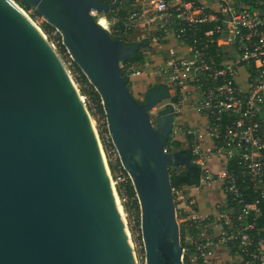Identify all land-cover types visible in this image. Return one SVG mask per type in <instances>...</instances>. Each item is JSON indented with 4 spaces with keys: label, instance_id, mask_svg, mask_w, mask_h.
Here are the masks:
<instances>
[{
    "label": "water",
    "instance_id": "1",
    "mask_svg": "<svg viewBox=\"0 0 264 264\" xmlns=\"http://www.w3.org/2000/svg\"><path fill=\"white\" fill-rule=\"evenodd\" d=\"M22 2L55 28L101 98L138 199L145 264H182L168 169L199 170L190 147L163 149L171 106L156 126L150 121L148 111L170 96L168 87L158 84L138 100L127 86L120 62L136 59L139 43L113 38L92 15L120 0ZM62 63L23 13L0 0V264H135L99 135Z\"/></svg>",
    "mask_w": 264,
    "mask_h": 264
},
{
    "label": "built area",
    "instance_id": "2",
    "mask_svg": "<svg viewBox=\"0 0 264 264\" xmlns=\"http://www.w3.org/2000/svg\"><path fill=\"white\" fill-rule=\"evenodd\" d=\"M92 15L110 20L113 38L139 43L138 57L120 62L127 86L168 87L150 121L171 106L163 149L190 147L199 170L198 184H172L186 166L168 169L182 264H264V0H120ZM188 112L194 124L181 121ZM215 186L222 199L202 210L198 194Z\"/></svg>",
    "mask_w": 264,
    "mask_h": 264
},
{
    "label": "trees",
    "instance_id": "3",
    "mask_svg": "<svg viewBox=\"0 0 264 264\" xmlns=\"http://www.w3.org/2000/svg\"><path fill=\"white\" fill-rule=\"evenodd\" d=\"M21 6H23L25 9H30L29 6L25 5L22 0H16ZM34 14L39 17L37 12L34 10ZM111 15V14H110ZM120 24V23H118ZM40 27L43 30V32L48 36V38L52 41H54L56 45V50L58 53H60L65 60L68 62V68L73 76L74 81L77 83L79 90L81 94L85 95L86 97L90 98L93 102V105L95 107V113L92 112L94 118L96 113L98 114V118H103V122L100 124H97V129L99 132V136L101 139V143L103 146V149L105 151V154L107 156L108 166L110 168V172L113 176V178H116L118 174H116L117 171H121L125 179L121 182V184L117 185V191L120 197H127L131 200V206L134 207L137 211L139 208L138 199L134 190V187L132 185V182L125 171V169L122 167L120 160L118 157L114 156V159L110 157L108 153V148L110 149V146H112L110 137L108 136V130L106 125V117L105 113L102 107L101 98L97 91L94 89L93 85L88 81L84 73L81 71V69L77 66V64L71 59L70 55L68 54L65 46L62 44L61 37L58 34V32H55V28L48 24L45 21H42L40 23ZM55 32V33H54ZM140 56V53H139ZM98 120V119H97ZM193 174V175H191ZM191 174L185 173L181 177H174L171 176V182L172 184L177 183L179 181H189L193 178V176H196V172H193ZM123 188V189H122ZM124 207L127 209V204L124 202Z\"/></svg>",
    "mask_w": 264,
    "mask_h": 264
},
{
    "label": "rangeland",
    "instance_id": "4",
    "mask_svg": "<svg viewBox=\"0 0 264 264\" xmlns=\"http://www.w3.org/2000/svg\"><path fill=\"white\" fill-rule=\"evenodd\" d=\"M28 13H29V11H28ZM29 15L35 21H37L38 25L40 26L42 19L41 18H39V19L34 18L30 13H29ZM46 37H47L48 41L53 44L52 40H50L47 35H46ZM53 47L56 50L55 43H54ZM56 52H57L58 56L60 57L61 61L63 62L64 66L66 67V69L68 70L69 74L71 75V77L73 79V76H72V74L68 68L69 67L68 62L65 60V58L60 53H58L57 50H56ZM75 84L78 87L76 82H75ZM152 86L153 85L148 84L145 79H138V80H135V82L130 83L129 88H130L132 94L134 95V97H136L138 100H143V97H144L143 94ZM78 90H79V87H78ZM79 92H80V90H79ZM80 94H81V92H80ZM81 95L83 96V102L86 106V109H87L89 115H90V119H91L90 121L92 123V126H93L94 130L97 131V132L95 131L96 134L98 133V135H99V132L97 129V124L98 123L101 124L103 122V118L99 119L98 118L99 116L97 113H96L95 118H94L92 112L95 113L96 111H95V107L93 105V102L91 101L90 98L86 97L85 95H83V94H81ZM181 121L185 122V121H188V119L184 118ZM98 140L101 143L100 136H99ZM101 146H102V143H101ZM177 147L182 149V148H186L187 146H177ZM108 150H109V148H108ZM102 151L104 153V157H105L107 165H108L107 156L105 154L103 146H102ZM108 153H109L110 157L114 159V155L110 151H108ZM109 171H110V168H109ZM116 174H118V176L116 178H113V176L110 172L112 183L115 186V189L117 191V185L121 184V182L125 179V177L123 176L121 171H117ZM117 194H118V191H117ZM118 197H119L120 205H121L122 210H123V214H124L123 217H124V220L126 222V225H127V228H128L129 234H130V238L132 241V245H133V249H134V255L136 258V263L137 264H145L144 247H143V242H142V237H141V229H140V207L138 208V211H137L134 207L131 206V200L129 198H127V197L122 198V197H120L119 194H118ZM124 202H126V204H127V209L124 207Z\"/></svg>",
    "mask_w": 264,
    "mask_h": 264
},
{
    "label": "bare ground",
    "instance_id": "5",
    "mask_svg": "<svg viewBox=\"0 0 264 264\" xmlns=\"http://www.w3.org/2000/svg\"><path fill=\"white\" fill-rule=\"evenodd\" d=\"M10 3H12L15 7H17L22 13H23V15L32 23V25L40 32V34L43 36V38H46L47 39V37H46V35H45V33L43 32V30L41 29V27L38 25V23H37V21H35L30 15H29V13H28V11H26L21 5H19L15 0H8ZM97 22L103 27V28H105V29H107L108 27H109V22H110V20L108 19V18H106V17H99L98 19H97ZM47 41H48V39H47ZM49 42V41H48ZM50 43V42H49ZM51 45V44H50ZM52 46V45H51ZM53 48V47H52ZM63 64V63H62ZM64 66V65H63ZM64 68L66 69V67L64 66ZM66 72L69 74V72H68V70L66 69ZM70 75V74H69ZM71 76V75H70ZM76 86V84H75V82H74V87ZM79 94V93H78ZM79 97H80V100H81V102H83V96L81 95V94H79ZM89 120H91L90 118H89ZM90 124L92 125V123H91V121H90ZM92 128H93V126H92ZM94 131H96V130H94ZM96 136H97V134H96ZM98 137V136H97ZM99 138H97V140H98ZM98 144H99V146H100V149L102 148V146H101V143H100V141L98 140ZM102 154H104L103 153V151H102ZM105 159V158H104ZM112 181V180H111ZM113 184V183H112ZM118 199V206H119V210H120V212H121V215H122V219H123V222H124V224L126 225V222H125V220H124V217H123V210H122V207H121V205H120V202H119V198H117ZM126 232H127V234H128V237H129V241H130V245L132 246V250H133V254H134V249H133V245H132V241H131V238H130V234H129V231H128V228H127V225H126ZM134 258H135V255H134ZM135 262H136V258H135ZM135 264H137V263H135Z\"/></svg>",
    "mask_w": 264,
    "mask_h": 264
},
{
    "label": "crops",
    "instance_id": "6",
    "mask_svg": "<svg viewBox=\"0 0 264 264\" xmlns=\"http://www.w3.org/2000/svg\"><path fill=\"white\" fill-rule=\"evenodd\" d=\"M186 118L188 119V123L194 124L195 120L198 118L196 114H190L188 112ZM223 194L218 189V186H215L210 189L202 190L198 194V201L199 205L202 208V210H209L211 209L212 205L216 202H218L220 199H222Z\"/></svg>",
    "mask_w": 264,
    "mask_h": 264
},
{
    "label": "flooded vegetation",
    "instance_id": "7",
    "mask_svg": "<svg viewBox=\"0 0 264 264\" xmlns=\"http://www.w3.org/2000/svg\"><path fill=\"white\" fill-rule=\"evenodd\" d=\"M191 175H193V174H191Z\"/></svg>",
    "mask_w": 264,
    "mask_h": 264
}]
</instances>
